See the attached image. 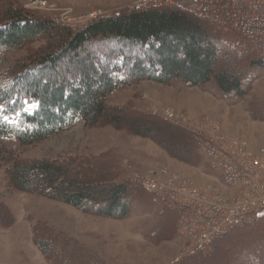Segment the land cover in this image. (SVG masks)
Wrapping results in <instances>:
<instances>
[{"label": "rangeland", "instance_id": "obj_1", "mask_svg": "<svg viewBox=\"0 0 264 264\" xmlns=\"http://www.w3.org/2000/svg\"><path fill=\"white\" fill-rule=\"evenodd\" d=\"M137 1L0 0V22L5 21L8 9L14 8L49 21L54 28L77 32L100 17L140 10L135 9ZM200 23L208 32L197 42L203 48L209 44L216 47L217 71L229 70L246 79L241 92H224L214 75L198 85L181 78L166 83L137 79L108 95L106 105L111 115L94 125L78 118L73 126L31 144L0 138V264H264V220L223 238L208 253L176 261L184 241L175 233L171 217L132 184L134 173L161 167H169L197 184L211 181L204 160L184 131L187 125L182 119L187 117L219 120L225 131L247 137L264 156V62L255 65L256 55L240 47L237 35L226 34L220 26L203 19ZM62 34L55 30L40 34L5 52L0 63L2 83L24 78L19 81L21 87L31 85L42 74L43 79L68 87L91 79L97 88L100 75L91 64H104L118 54L122 63L119 52L125 49L127 60L149 55L160 59L145 47L123 44L125 48L101 38L88 41L76 52L66 51L59 44ZM168 39L176 43L174 37ZM51 51L61 56L56 67L43 73L25 70L34 63L41 65ZM126 74L119 69L112 76L124 80L128 79ZM23 103L24 109L12 115L0 106V117L14 131L27 130L25 115H34L40 108L32 98ZM165 110L176 114L172 120L164 117ZM41 162L61 165L75 179L95 186L125 184L128 193L120 203L128 201L127 215L102 214L108 206L105 201H88L85 209L77 208L45 186L20 189L13 180L14 167Z\"/></svg>", "mask_w": 264, "mask_h": 264}, {"label": "trees", "instance_id": "obj_2", "mask_svg": "<svg viewBox=\"0 0 264 264\" xmlns=\"http://www.w3.org/2000/svg\"><path fill=\"white\" fill-rule=\"evenodd\" d=\"M6 15L5 21L0 22V63L5 52L16 49L37 35L50 33L54 30L63 33L59 44L66 51L76 52L82 49L88 41L101 38L119 45L134 44L142 48L145 47L146 51H154L159 54L160 59H153L149 55L145 59L131 58L127 60L129 53L125 49V51L119 52L123 54L122 63L119 62L121 56L118 54L113 57V62V58H108L104 64L97 63L96 66L91 64L93 71L100 75V84L97 88L92 86L91 79L82 81L80 86L68 87L63 84H53L50 79H43V75L40 74L38 76L40 79H35L31 85L21 87L19 81H24V78L4 84L0 78V106L4 108L7 115L23 110V102L26 98L37 100L40 105L34 115H25V122L29 125L27 130L14 131L0 117V138H14L21 144H31L73 126L78 118L88 125H94L111 115L106 105L108 95L116 87L131 84L137 79H152L166 83L171 79L181 78L190 85H198L208 82L214 75L220 89L226 93L241 92L245 84L246 79H242L236 73L215 69L218 52L214 45L209 44L208 47L203 48L197 42L199 37L206 38L208 32L207 28L200 23V19L214 24L215 27H218L217 24L176 6H158L148 10H135L129 13L100 17L77 32L71 28H54L51 22L37 19L30 13L26 14L19 9L9 8ZM168 37H174L176 43L174 45L170 43ZM239 42L244 51L256 55L253 60L255 65L264 62L253 47L244 46L241 39ZM60 58L58 53L51 51L44 55L40 62L41 65L37 66L34 63L33 66L25 70L30 72L35 69L40 70L39 73H43L45 70L56 67ZM119 69L125 70L128 79H115L112 76V73ZM35 82L38 86H35ZM139 131L149 132L148 129ZM184 131L190 136L188 138L191 146L199 154L192 133L188 129ZM198 156L204 160L200 154ZM13 180L24 191L45 186L59 198L77 208L85 209L88 201L93 203L105 201L108 206L102 209V214L109 217H124L128 213V201L124 200L123 203H120L128 193L129 188L125 184L95 186L83 179H75L70 170L52 162L17 165L13 169ZM132 184L141 190L146 199L151 202L148 191L135 183ZM163 213L171 217L174 231L178 234L176 211L166 208ZM263 220L264 217L239 226L217 239L207 251L187 258H195L208 253L217 243L224 240L223 238L231 236L243 227H249Z\"/></svg>", "mask_w": 264, "mask_h": 264}, {"label": "built area", "instance_id": "obj_3", "mask_svg": "<svg viewBox=\"0 0 264 264\" xmlns=\"http://www.w3.org/2000/svg\"><path fill=\"white\" fill-rule=\"evenodd\" d=\"M176 6L207 18L226 34H235L264 60V0H138L135 9ZM95 16V15H92ZM166 119L176 115L165 110ZM205 162L207 183L197 184L169 167L136 172L132 182L151 202L177 213V232L184 243L176 259L207 251L219 238L264 217V156L245 136L223 129L217 119H182Z\"/></svg>", "mask_w": 264, "mask_h": 264}, {"label": "crops", "instance_id": "obj_4", "mask_svg": "<svg viewBox=\"0 0 264 264\" xmlns=\"http://www.w3.org/2000/svg\"><path fill=\"white\" fill-rule=\"evenodd\" d=\"M226 129V128H225Z\"/></svg>", "mask_w": 264, "mask_h": 264}]
</instances>
